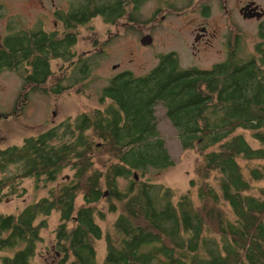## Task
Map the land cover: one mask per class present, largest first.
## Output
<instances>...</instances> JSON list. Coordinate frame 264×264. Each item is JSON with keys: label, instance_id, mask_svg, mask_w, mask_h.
<instances>
[{"label": "trees", "instance_id": "obj_1", "mask_svg": "<svg viewBox=\"0 0 264 264\" xmlns=\"http://www.w3.org/2000/svg\"><path fill=\"white\" fill-rule=\"evenodd\" d=\"M128 5L126 0H72L65 22L72 28L101 15L114 24ZM56 35L40 27L8 33L0 67L23 68L24 82L39 84L34 88L48 85L57 95H84L106 53L76 57L78 33ZM258 38L248 58L234 52L209 69L184 68L177 55L165 53L146 74L119 72L102 89L103 107H90L21 144L0 148V201L3 195H21L25 178L46 184L64 169L74 170L69 181L19 214L0 213V247L20 245L21 227L40 242L37 218L46 221L58 211L57 232L70 239L72 264H264V22ZM54 59L64 62L60 76L51 69ZM50 76L56 77L53 87L45 84ZM62 76L68 78L64 84ZM159 103L182 148L199 150L195 175L184 191L148 177L175 164L159 129ZM121 178L128 180L124 189L118 187ZM80 196L83 204L77 207ZM108 212L117 215L105 235V258L98 261L93 241L103 237L99 219ZM35 249L29 239L24 250L4 260L29 264Z\"/></svg>", "mask_w": 264, "mask_h": 264}, {"label": "rangeland", "instance_id": "obj_2", "mask_svg": "<svg viewBox=\"0 0 264 264\" xmlns=\"http://www.w3.org/2000/svg\"><path fill=\"white\" fill-rule=\"evenodd\" d=\"M170 1L161 6L158 0H149L140 6L137 12L138 23L129 26L127 19L118 21L114 25L105 23L100 16H96L84 25L78 27L77 44L75 45L76 57L81 54L106 53L101 67L92 72L90 81L84 88L85 94L79 95L74 91H67L60 95L51 93L44 87L37 88L27 99L23 94V77L19 69L3 70L0 72V148L14 144H21L29 135H37L51 127V123H58L69 116L89 109L90 107H103L99 101L103 87L109 84L110 79L117 73L130 70L137 75L148 73L158 64L159 57L156 54H165L174 48L185 47L195 40L192 29L186 25L205 22L210 31L217 32V37L212 40L213 46L208 51L198 54L181 50L179 56L181 66L199 67L209 69L215 63L227 58V49L233 46L237 49L239 57L248 58L254 52L255 43L258 41L260 21L257 19H245L239 12V0H194L191 7L176 10L175 7L184 6L188 0ZM264 8V0H255ZM203 4H210L211 13L208 17L203 14ZM68 0H0V42L8 33L33 29L40 25L47 30L62 29L63 23L57 17V10L66 9ZM174 6L169 11V7ZM227 7V10L225 9ZM154 11V15H152ZM163 11V12H162ZM166 14L167 19L161 20V15ZM156 17L152 23L147 19ZM154 33L153 46L141 44L142 37L147 32ZM236 32L238 34H236ZM236 34V35H235ZM203 45L205 43L203 42ZM200 47V44H197ZM64 62L58 59L51 61V69L56 76L62 75ZM65 75V77H67ZM64 77V78H65ZM68 78L62 81L67 82ZM56 77L50 76L45 84L55 86ZM46 90V91H44ZM2 114H7L3 115ZM156 116L161 134L166 139V145L175 164L160 172L151 171V177L157 183H163L173 189L184 191L189 187V181L195 175L197 161L200 158L198 149H183L178 138V133L166 115V109L162 103L156 106ZM249 133V132H248ZM247 133V134H248ZM9 174L12 171L7 172ZM74 173L71 168L64 169L56 181L49 182L44 186L43 182L37 185L34 177L25 178L21 185V195H3L0 201V213L17 214L24 206L48 194L49 189L56 188L69 181ZM128 180L121 178L118 187L124 189ZM5 188L3 192H7ZM107 197V196H106ZM82 197L77 198V207L83 204ZM99 207L107 210V203H100ZM116 212H108L104 220L99 219L104 233L103 237L94 240L97 250V260L103 261L106 255L107 231L113 228L112 222L116 218ZM40 222L39 232L42 240L38 242V251L31 264H46L44 256L54 254L56 244V228L60 221V213L54 211L47 218V224ZM15 248H8L0 252L1 257L12 256ZM48 264H50L48 262Z\"/></svg>", "mask_w": 264, "mask_h": 264}, {"label": "flooded vegetation", "instance_id": "obj_3", "mask_svg": "<svg viewBox=\"0 0 264 264\" xmlns=\"http://www.w3.org/2000/svg\"><path fill=\"white\" fill-rule=\"evenodd\" d=\"M128 3H129V5H128V7H127V10H128V12L124 15V16H122L121 18H119V20L118 21H120V20H123L124 18L125 19H127V22H128V25L129 26H134L135 24H137L138 23V21L137 20H135V18H137V12L139 11V8H140V6L141 5H143L144 3H146V2H148L149 0H126ZM228 0H225L224 2H227ZM158 2H159V4L161 5V6H159V8H164V10L163 11H165V7H164V5L165 4H167L168 2H170V1H167V0H158ZM193 2H194V0H188V2L184 5V6H182V7H180V8H178V7H175V9L176 10H182V9H186L187 7H191L192 6V4H193ZM239 2L241 3L240 4V9H239V12H240V10L242 9V8H244V7H247V10L250 12V14H252V15H255L254 17L252 16L251 18H245V19H257V15H258V12L260 11V10H264V8L261 6V5H259L255 0H239ZM257 5H258V8L257 9H255V7H257ZM173 8H174V6H170L169 7V11H171V10H173ZM203 8V15L205 16V17H208L209 15H210V13H211V6H210V4H203L202 6H201V9ZM71 9H72V0H68V5H67V7H66V9H63V10H57V12H56V15H57V17L62 21V23H63V25H61L62 26V29H55V30H47V29H45L44 27H42L41 25L39 26L40 28H43L44 30H46V31H48V32H50V33H54L55 35H56V37L58 38V39H63L65 36H66V33H67V30H74V31H76L77 32V29H78V27H80V26H82V25H84V24H78L77 25V27H76V25L74 26V27H72V28H68L67 27V25H66V22H65V18L68 16V14L70 13V11H71ZM225 9L227 10V7L225 6ZM162 11V12H163ZM60 12H64V13H67L66 14V16L63 18V15H61V13ZM152 15H154V11H152ZM96 16H100L102 19H103V17L101 16V15H96ZM96 16H94V17H96ZM243 16V15H242ZM94 17H92V18H94ZM91 18V19H92ZM244 18V17H243ZM90 19V20H91ZM156 19V17H153V18H151V19H147V21H148V23H152L153 22V20H155ZM167 19V15L166 14H163V15H161V20L162 21H165ZM258 20V19H257ZM103 21H104V19H103ZM118 21H116V23L118 22ZM260 21V23H259V26L264 22V16L262 17V19H260L259 20ZM105 22V21H104ZM106 23V22H105ZM116 23H114V24H116ZM114 24H110V25H114ZM186 27L187 28H190V29H192V32L194 33V37H195V40L194 41H191L189 44H187V47H189L190 49H191V47H193V49H194V52H193V54L195 55V54H198V53H203V52H206V51H208V49L211 47V46H213V44H212V40L213 39H215L216 37H217V32H215V31H210L209 30V27L206 25V23L205 22H202V23H196V25H195V27H194V24L193 23H190V24H188V25H186ZM26 30V29H25ZM147 34H149V35H151L152 36V42H153V40H154V33L153 32H151V31H149V32H147V33H145L144 34V36L145 35H147ZM236 34H238L237 32H236ZM235 34V35H236ZM8 35V34H7ZM6 35V36H7ZM5 36V37H6ZM143 36V37H144ZM4 37V38H5ZM142 37V38H143ZM4 38H3V40H4ZM141 38V39H142ZM2 40H1V42H0V52L2 51ZM142 42V41H141ZM151 42V43H152ZM203 42L205 43V45H203ZM147 44V47H149V46H153V44ZM141 44H143V43H141ZM197 44H200V47H197ZM143 45H145V44H143ZM182 48H174L172 51H170V52H168V53H174L175 55H177L178 56V58H179V56L181 55V50H184V51H186L187 52V55L189 56L191 53H192V50H190V49H188L187 47H185L184 46V44L182 43V46H181ZM237 53V49H235V47L233 46L232 48H229V49H227V53H228V56H227V58L232 54V53ZM88 53V52H87ZM86 53V54H87ZM162 54L161 53H158V54H156V57H159L160 58V56H161ZM226 58V59H227ZM1 61H2V57H1ZM224 61V60H223ZM221 62V61H220ZM19 70H21L20 72L22 73V77H23V72H22V70H23V68H20ZM2 71V66L0 67V72ZM27 75V74H26ZM64 78V76H62L60 79H63ZM23 80H24V78H23ZM23 94L24 95H27V99H29L30 98V95L34 92V90L35 89H37V88H34V87H39V84H35L34 82L32 83V82H28V83H26V82H23ZM37 85V86H36ZM45 89H48V90H50V88H49V86L47 85V86H43ZM51 87H53V86H51ZM59 123V122H58ZM55 124H57V123H51V127L53 126V125H55ZM60 176V175H59ZM59 178V177H58ZM57 178V179H58ZM56 179V180H57ZM55 180V181H56ZM49 182H52V181H48L46 184H44V186H47V184L49 183ZM63 185V184H62ZM61 186V185H60ZM60 186H58V187H60ZM107 194V193H106ZM107 196V195H106ZM105 196V197H106ZM36 202V201H35ZM34 203V202H33ZM31 204V203H30ZM27 205H29V204H27ZM27 205H25L24 206V208L27 206ZM23 209H21L20 210V212L22 211ZM19 212V213H20ZM53 212L54 211H52L51 212V214L49 215V216H51L52 214H53ZM19 213H17V214H19ZM49 216H47L46 218H45V220L46 221H44L43 219H42V224L43 225H46L47 224V218L49 217ZM73 218H76V217H73ZM36 223L38 224V223H40L39 221H38V218H37V220H36ZM62 223V220H61V217H60V221H59V224H58V226H57V228H56V230H55V232H56V235H55V238H56V244L54 245V254H52V253H49L50 255L48 256V254L47 255H45L44 256V260H45V262H46V264H48V262L50 263V264H72V262H73V259L71 258V254H73L72 252L71 253H69V251L68 250H70V247H71V243H70V239H65V238H63L64 236L63 235H60L58 232H57V230H58V227H59V225ZM20 230L21 231H23V230H25V233H24V237L25 238H23V239H21V243H20V245H17V246H15V247H13V248H15V252H14V254L12 255V256H2L1 257V264H6V260H4V258L5 257H14L17 253H19L20 251H22V250H24L26 247H27V245H28V240L29 239H32L33 238V245H34V247H36V249H35V251H34V257L32 258V260L29 262V264H31L32 263V261H33V259L36 257V254H37V251H38V236L36 235V236H34V235H31L30 236V238L28 237V235H27V229L26 228H20ZM6 237V235H4V237L3 238H5ZM41 240H42V238H41ZM6 249H8L7 247H3V244H2V247H0V252H4V251H6ZM67 255H69L70 256V258H68L67 259Z\"/></svg>", "mask_w": 264, "mask_h": 264}, {"label": "water", "instance_id": "obj_4", "mask_svg": "<svg viewBox=\"0 0 264 264\" xmlns=\"http://www.w3.org/2000/svg\"><path fill=\"white\" fill-rule=\"evenodd\" d=\"M257 8H258V5H257V7H255V9H257ZM240 13L243 15L244 18H251L252 16L253 17L255 16V15L250 14V12L247 10V7L242 8L240 10ZM263 16H264V10L262 9L258 12L257 19L260 20V19H262ZM151 42H152V36L149 34L145 35L142 38V43L145 45L150 44ZM136 178H137V175H136Z\"/></svg>", "mask_w": 264, "mask_h": 264}]
</instances>
